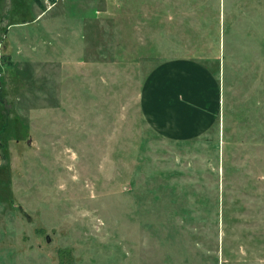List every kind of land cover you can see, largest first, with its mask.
<instances>
[{"label": "rangeland", "instance_id": "1", "mask_svg": "<svg viewBox=\"0 0 264 264\" xmlns=\"http://www.w3.org/2000/svg\"><path fill=\"white\" fill-rule=\"evenodd\" d=\"M184 55L223 103L178 140L141 93ZM0 264H264V0H0Z\"/></svg>", "mask_w": 264, "mask_h": 264}, {"label": "crops", "instance_id": "2", "mask_svg": "<svg viewBox=\"0 0 264 264\" xmlns=\"http://www.w3.org/2000/svg\"><path fill=\"white\" fill-rule=\"evenodd\" d=\"M218 67L185 55L156 62L141 93V108L148 123L160 134L178 140L214 130L223 103Z\"/></svg>", "mask_w": 264, "mask_h": 264}]
</instances>
